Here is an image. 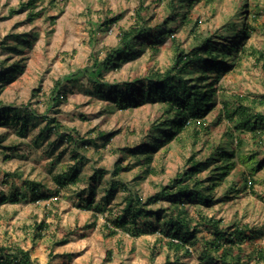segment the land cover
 <instances>
[{
  "label": "rangeland",
  "instance_id": "374dc122",
  "mask_svg": "<svg viewBox=\"0 0 264 264\" xmlns=\"http://www.w3.org/2000/svg\"><path fill=\"white\" fill-rule=\"evenodd\" d=\"M27 1L0 0V64L22 67L5 84L0 100L5 105L27 107L38 115L31 117L23 135L18 125H0V248L5 251L0 252V264L19 249L29 253L31 264H224L219 257L222 248L229 262L239 257V264H264L260 255L264 254V164L256 168L257 161L264 160V132L255 138L236 128L237 113L227 117L222 111L224 99L232 112L244 106L252 113L264 114V0H247L246 10L252 14L261 10L257 29L247 37L245 52L231 62V68L209 80H217L213 84L217 90L215 106L203 119L207 130L190 127L176 134L148 154L151 159L144 166L138 162L144 156L130 151L150 139L152 126L166 118L165 107L151 99L134 108H112L95 91V82L105 83L104 94L117 83L140 80L145 84L150 74L163 73L174 65L176 47L187 52L205 38L225 42L220 38L232 35L225 30L230 21L235 22V34L240 33L241 14L246 12L240 8L246 0H194L190 8L177 11L170 2L178 5L179 0H38L34 8H28ZM140 8L150 25L186 10L192 23L177 17L171 23L176 29L174 42L165 36L154 52L143 40L137 47L143 51L135 58L116 70L98 71L95 66L110 49L118 47L121 32L134 25ZM116 16L120 18L107 23ZM195 21L197 26L192 30ZM24 39H30L31 45L21 52L1 45L3 41L15 45ZM57 89L65 96L59 102L53 100ZM43 115L56 117L63 125L61 132H74L76 138L88 141L79 145L76 158L71 156L73 143L55 136L36 138L44 126ZM111 132L114 135L103 146L105 139L100 133ZM228 144L235 153L234 164L225 182L215 187L214 202L210 206L185 205L190 230L196 229L187 244L188 252L167 244L165 219L174 209L168 200L143 205L144 209L159 211V218L149 214L137 222L136 226L148 223L147 233L132 235L125 228L113 227L128 192L117 185L107 199L111 179L128 186L144 203L189 169L191 162L204 161L216 147ZM249 156L253 158L246 159ZM117 162L129 168L113 176ZM69 165L79 167V180L59 186L55 178ZM145 168L149 171L144 172ZM97 169H103L104 176L91 179ZM209 172L202 170L197 175L204 180ZM31 181L41 185L38 192L45 198L32 199ZM90 186L95 191L92 204L79 207ZM229 187L238 190L226 193ZM15 195L17 201L12 202ZM212 220L219 221L220 229L233 233L234 246L221 242L222 246L214 249ZM42 222L40 230L37 225ZM236 228L244 230L246 237L237 240Z\"/></svg>",
  "mask_w": 264,
  "mask_h": 264
},
{
  "label": "trees",
  "instance_id": "16d2710c",
  "mask_svg": "<svg viewBox=\"0 0 264 264\" xmlns=\"http://www.w3.org/2000/svg\"><path fill=\"white\" fill-rule=\"evenodd\" d=\"M36 1L28 0L25 5L28 8H34ZM178 5L176 2H170V7L177 11L190 8L194 0H179ZM187 2L188 4H186ZM174 6H177L176 8ZM249 8V3L246 0L241 6V11ZM142 8L138 9L135 14V23L130 26L127 30H123L119 36L118 47L110 49L106 57L101 63H98V71L103 69L116 70L120 68L121 64L125 61L133 59L136 55L143 51L142 48H137L144 43L148 44V47L154 52L158 51V45L161 44L163 39L169 37L171 41H175V37L172 35L176 32V29L171 27V23L181 16V19L186 24H191L192 21L188 17V10L184 13H176L172 16H167L162 23H156L150 25L143 15H141ZM261 14V10L257 13L242 12L240 33L235 34L237 31L235 22L230 21L226 26L225 30L231 32V36L223 35L220 38L222 41H216L211 38H205L189 51L185 52L182 49L175 48L174 54V65L163 73H152L147 77V82L143 84L140 80L127 81L117 83L116 85H110L109 90L104 94L103 86L105 83L95 82V91L101 94L111 104L110 107L119 109L134 108L141 105L147 100H156L162 103L165 112V119L158 121L152 126V133L149 136L150 139L141 143L139 146L134 147L130 153L132 155L140 154L142 159L138 158L139 166H144L149 163L151 154L158 148L166 144L176 134L183 132L187 128L193 127L198 130H207V125L203 119L208 112L215 106L216 101V87L213 84L217 81H210L212 77L219 78L222 72H227L233 65L231 62H235L238 55L241 52H245V41L247 37L257 29L256 22ZM31 16V15H30ZM119 16L113 17L107 21V23H113ZM32 17H30V20ZM251 21L255 22L254 24ZM197 26V21L192 25V30ZM236 30V31H235ZM23 36H27L24 34ZM23 41V40H22ZM25 42V43H23ZM23 42L16 43L15 45H8L6 41H3L1 45L13 52H21L24 48L31 45L30 39H24ZM138 42V43H137ZM229 42V43H227ZM229 60V61H228ZM230 62V63H229ZM22 67L17 63H12L9 66H3L0 64V94L2 93L5 84L15 78L16 74L21 72ZM174 71L175 73H171ZM193 74L196 77H193ZM101 76V73L100 75ZM189 78H193L189 80ZM57 85H59L57 83ZM103 93V94H102ZM65 97L59 89L55 91L53 100L59 102L60 98ZM241 99V98H239ZM222 111L227 117H231V114L237 113V124L236 128L243 131L249 132L255 138H261V134L264 132V114L252 113L247 107H241L239 104L234 111H230L228 102L223 99ZM27 107H15L11 105H5L0 100V125H7L8 123L18 125L19 134L23 135L24 132L29 128V123L35 117H38L34 112L26 110ZM239 109V110H238ZM238 110V111H237ZM44 121V126L39 130L37 139L47 140L51 136L60 138L68 143H73L74 148L72 149L71 156L76 158L78 156L77 148L80 144H86L88 141L76 138L77 135L74 132L64 133L61 132L63 127L62 123L56 117H48L47 115L40 116ZM231 136V133H228ZM114 135L111 133H100V137L105 139L102 143L104 146L108 140ZM241 139H237V143L240 145ZM93 143V142H92ZM230 148V149H229ZM215 151V152H214ZM234 150L231 149V145L218 146L213 150V153L209 155L204 161H193L189 166V169L181 172L176 179L172 180V183L161 187V189L154 195L149 196L146 201L141 202V197L137 193H133L131 189L124 185L119 180H110L108 182V188L106 189L107 199H109L117 185H120L123 189L128 192V195L124 198V207L121 210L120 215H116L114 218L113 227L125 228L130 231L132 235H139L147 233L148 223L143 222L141 227L136 226L137 222L144 216L149 214L155 215L159 218V211L144 209L145 204H154L159 200L165 199L170 201L171 206L174 208L169 212V216H166L165 224L167 230L165 236L168 238L167 244L173 247L175 250L185 248L188 252L187 244L193 237L195 228L190 230V218L185 209L186 203L201 204L204 206H210L213 200V191L216 186H220L225 182V177L229 173V169L234 164ZM216 155L217 157H213ZM218 158V159H217ZM251 159L253 156L246 157ZM242 157V161H246ZM145 160V161H143ZM232 160V161H231ZM220 162V165L219 163ZM264 160L257 161L256 168L262 167ZM211 165L218 167L217 169H211ZM129 166H121L119 162L114 165L113 176H117L123 169L127 170ZM202 170H209V175L204 180L199 179L198 173ZM149 171L145 168L144 172ZM80 169L77 165H69L68 169L61 172L56 176L55 180L59 186H66L69 183H76L79 180ZM105 171L103 169H97L90 178L103 177ZM137 176L135 179L139 178ZM249 180V179H248ZM246 182L250 183V180ZM186 181V183H184ZM244 181V186L246 182ZM252 183V181H251ZM229 186H235L233 182H228ZM30 190L32 191V199L38 200L45 198L46 195L39 193L38 189L41 187L39 183L34 181L29 182ZM237 191L234 187H229L226 193ZM88 197L80 198V202L77 204L79 207L88 208L93 202L94 189L92 186L88 189ZM20 196V195H19ZM3 200L5 197L2 198ZM17 201V195L12 198V202ZM163 210V209H162ZM208 221H211L208 219ZM218 222L212 220V226L214 228L215 239L211 241V245L214 249H219L222 245L221 242L226 244L235 245L233 233H227L226 231L218 227ZM128 224H132L133 227L130 229L127 227ZM44 223L37 225L38 229H42ZM114 232L111 231V234ZM237 235L236 239L246 237L244 230H235ZM40 236V234H39ZM4 251L0 248V252ZM18 254L12 253L6 255L4 264H31L29 253L21 249L17 250ZM5 252V251H4ZM3 253V252H2ZM4 254V253H3ZM227 251L222 248L220 256L224 264H239V257L234 262L227 261ZM264 259V254H260ZM5 256V254H4ZM1 257V255H0ZM10 260H8V258ZM212 259V258H211ZM210 259V260H211ZM221 259V258H220ZM203 262V260H202ZM208 263V260H205ZM165 264H173L172 262H166ZM203 264V263H201Z\"/></svg>",
  "mask_w": 264,
  "mask_h": 264
}]
</instances>
